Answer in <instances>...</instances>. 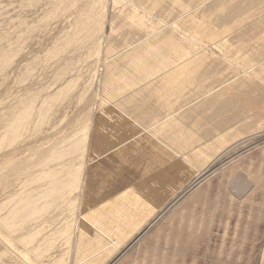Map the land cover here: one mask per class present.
Returning <instances> with one entry per match:
<instances>
[{
    "label": "rangeland",
    "instance_id": "1",
    "mask_svg": "<svg viewBox=\"0 0 264 264\" xmlns=\"http://www.w3.org/2000/svg\"><path fill=\"white\" fill-rule=\"evenodd\" d=\"M108 1L112 3L115 0ZM128 2L125 1L119 12L111 17L110 13L102 16L98 0H72V3L63 4L62 7L57 0H0V137H9L6 136L9 133L8 123L24 114L25 105L38 103L30 119L22 115L26 122L20 121L22 125L15 131L18 134L15 143L11 146L3 141L0 143V147H4L0 148V202L16 189V184L24 180V176L31 173V168L26 164L34 163L51 152L69 138L80 120L82 124L83 120L89 119L90 130L85 136L86 141L89 140L86 143L89 145L88 151L86 156L76 161L72 170L77 168L83 171L91 148L92 152H99L105 146L104 140L110 142L114 153L108 160L110 163L102 164L103 172L97 177V182L86 183V177L82 175L79 191L74 193L79 201L75 217L76 214H86L93 221L122 199L126 202L132 200L136 193H128L129 190L141 180V184L147 183L143 175L156 167L165 187L164 192L155 193L157 195L152 199L155 202L150 201L148 208H145L147 205L143 208L129 207L158 210L107 264H262L264 101L258 108L254 104L250 106L253 113L247 122L242 123L244 126L226 109L231 110V103L240 100L239 92L246 91L256 81L264 83V0H187V6L186 0ZM95 19L108 24L102 27L103 36L111 37L108 45L102 44L108 46L104 61L102 47L98 49L89 35L90 25ZM150 19L158 20L172 33L159 37V40L154 37V46L147 49L145 43L138 46L135 42L139 30L145 26L144 22ZM166 23L170 25L169 28ZM103 31L98 35L101 36ZM68 40L72 41L70 45L67 44ZM133 46L136 47L134 51ZM110 62L118 65V70L112 73L105 85L101 75ZM60 78L63 79L59 82ZM90 78H94L93 84ZM66 84L70 85L69 88L54 98L49 111L47 106L42 107L41 102L46 95L49 97ZM99 87H103L101 98H95ZM39 108L49 112L43 121ZM217 112L220 119L210 120ZM221 118L235 123V132L230 133L218 146L210 148L208 146L212 142H209L201 160L194 164L191 154L204 146L199 144L200 140L206 139L210 128ZM262 118L260 124L253 125L251 122ZM97 119L106 124L105 135L93 146L90 143L99 124ZM192 119L197 120L194 122ZM186 127L192 128L187 130ZM177 130L181 133L172 143L178 148L175 160L176 163L179 160L180 164L176 168L171 164L158 167V160L172 152L160 142ZM159 148L164 150L160 158L156 156L160 153ZM115 149H118L117 152ZM10 156L16 161L6 165L4 162ZM188 162L190 166L186 168ZM63 165L60 163L57 166L58 171ZM179 168L183 170L179 172ZM15 169L19 171L15 172ZM236 188L237 191H234ZM41 190L44 191L38 189L39 193ZM38 191L35 190L34 194H39ZM21 198L9 206L21 203ZM3 209H6L5 206ZM77 210L81 211L80 214ZM63 211H59L58 224H50L39 234L33 232V222L25 229L22 227L24 224L18 226L20 228L13 231L10 238L13 244L5 241V232L0 234V253L5 254L0 257V264H49L50 259H56L63 253L66 262L72 264L73 240L76 236L74 225L77 222L71 226L74 228L68 227L69 231H66V225L72 224L75 218L74 215L70 216L72 213ZM68 216V222H65ZM144 231L148 232L144 234ZM53 232L59 235L55 237L58 239L55 243L45 238L52 237ZM65 233L68 235L65 236ZM23 235L27 237L20 240L25 241L24 244L18 243ZM29 236L37 238L35 244L33 237L32 240ZM60 238L64 241H59ZM50 243L55 246H50ZM28 245L35 246V249L39 245V251H32ZM66 252H69L68 255Z\"/></svg>",
    "mask_w": 264,
    "mask_h": 264
},
{
    "label": "bare ground",
    "instance_id": "2",
    "mask_svg": "<svg viewBox=\"0 0 264 264\" xmlns=\"http://www.w3.org/2000/svg\"><path fill=\"white\" fill-rule=\"evenodd\" d=\"M58 1V5L62 7L63 4L66 3H72V0H57ZM76 1V0H75ZM78 1V0H77ZM125 1H129L128 3H131L132 0H115L112 3H109L108 0H98V7L101 8L102 10V16H107L106 14H109L111 17L115 16L122 5H124ZM190 1V0H189ZM196 1V0H195ZM242 1V0H241ZM168 2V1H167ZM224 2V0H223ZM232 2V1H231ZM240 2V0H239ZM254 2V0H253ZM137 3V2H136ZM189 2H185V6H187ZM74 4V3H73ZM132 4V3H131ZM161 4V3H160ZM183 4V3H182ZM225 4V3H224ZM237 4V2H236ZM241 4V3H240ZM140 6V4H139ZM137 6V7H139ZM159 6V4H158ZM166 6V4H165ZM164 6V7H165ZM171 6V4H170ZM173 6V4H172ZM145 7V6H144ZM150 7V6H149ZM190 7V6H189ZM235 7V6H234ZM64 8V7H63ZM126 8V7H125ZM134 8H136L134 6ZM167 8V6H166ZM169 8V7H168ZM177 8V7H176ZM186 8V7H185ZM201 8V7H200ZM59 9V8H58ZM124 9V8H123ZM189 9V8H188ZM140 10V9H139ZM151 10V9H150ZM158 10V9H157ZM184 9H182L181 11H183ZM241 9H239L240 11ZM135 11V10H134ZM141 11V10H140ZM156 11V9H155ZM165 11V10H164ZM168 11V10H166ZM180 11V10H179ZM186 11V9H185ZM184 11V12H185ZM143 12V11H142ZM149 12V11H147ZM202 12V11H201ZM100 13V12H99ZM153 13V12H152ZM151 13V15H153ZM181 13V12H179ZM239 12H237L238 14ZM146 14V13H145ZM162 14V13H160ZM165 14V13H163ZM167 14V13H166ZM171 14V13H170ZM177 14V13H176ZM242 14V13H241ZM12 15V14H11ZM21 15V14H20ZM149 15V14H148ZM159 15V14H158ZM157 15V16H158ZM201 15V14H200ZM128 16V15H127ZM150 16V15H149ZM156 16V15H155ZM161 16V15H160ZM163 16V15H162ZM177 16V15H176ZM238 16V15H237ZM78 17V16H77ZM109 17V16H108ZM153 18V16H151ZM191 17V15H190ZM106 18V17H105ZM143 18V17H142ZM147 18V16H146ZM145 18V19H146ZM165 17H163L161 19V21L164 19ZM168 18V17H167ZM176 18V17H175ZM174 18V19H175ZM235 19V17H233ZM122 19V18H120ZM124 19V18H123ZM130 19V18H129ZM132 19V18H131ZM149 19V18H147ZM156 19V18H155ZM158 19V18H157ZM178 19V17H177ZM116 20V19H115ZM133 20V19H132ZM160 20V19H159ZM94 22L92 23V26L90 25L89 28V35L91 38H93V40L96 43V47L99 49L100 46L102 47V60H106L107 59V53H108V44L109 41L111 39L110 36H103L104 35V31H103V25H105L104 21H100L99 19H95L93 20ZM134 21V20H133ZM140 21V18H139ZM158 20H154V19H150L148 20V22H144L145 26L143 27L142 25V29L139 30V33L136 35V42L137 45H144V47H147V49H151L154 44L155 41L153 42L152 39L154 37H157L156 40L159 37H165L167 33H170L169 31L166 30V27L162 26V23L159 24ZM107 22V21H106ZM143 22V21H141ZM187 22H188V18H187ZM115 23V22H113ZM134 23V22H133ZM165 23V22H164ZM177 23V22H176ZM132 24V21H131ZM143 24V23H142ZM167 24V23H166ZM98 25H101V27H98ZM108 25V24H107ZM105 25V26H107ZM112 25V24H111ZM125 25V24H123ZM129 25V24H128ZM165 25V24H164ZM176 25V24H175ZM114 26V25H113ZM134 26V24H133ZM168 26V24H167ZM170 26V25H169ZM168 26V28H169ZM136 28V27H135ZM141 28V27H140ZM172 28V27H170ZM177 28V27H176ZM85 29H87L85 27ZM105 29V28H104ZM111 29V28H110ZM173 29V28H172ZM123 30V29H122ZM179 30V29H178ZM102 35L99 36L98 34H100V32H102ZM118 31V28H117ZM126 32V31H125ZM124 32V33H125ZM180 32V31H179ZM116 33V32H115ZM127 33V32H126ZM172 33V32H171ZM133 34V33H132ZM111 35V34H110ZM122 35H126V34H122ZM129 35V34H127ZM170 35V34H168ZM178 35V34H177ZM7 36V35H6ZM179 36V35H178ZM177 36V37H178ZM113 37V36H112ZM128 37V36H127ZM72 38V36L70 37ZM117 38V37H116ZM120 38V36H119ZM161 39V38H159ZM158 39V40H159ZM125 40V39H124ZM112 41V40H111ZM118 41V40H117ZM127 41V40H126ZM180 41V40H179ZM72 41L68 40L67 44L70 45ZM174 42V40H173ZM176 42V41H175ZM235 42V41H234ZM131 43V42H130ZM102 44H107L105 46H102ZM112 45V44H111ZM125 45V44H124ZM130 45V44H129ZM135 45V46H137ZM128 46V45H127ZM135 46H133V51L136 48ZM137 46V48H138ZM141 48V47H140ZM120 49V48H119ZM124 49V48H123ZM122 49V50H123ZM137 50V49H136ZM140 50V49H139ZM130 51V49H129ZM144 51V49L142 50ZM100 52V51H99ZM118 53V52H117ZM129 53V52H128ZM131 53V51H130ZM143 53V52H142ZM141 53V54H142ZM137 54V53H136ZM139 54V53H138ZM125 55V54H124ZM130 55V54H129ZM166 55V54H164ZM128 56V55H127ZM131 56V55H130ZM168 56V55H167ZM134 57V56H133ZM133 57L131 59H133ZM165 57V56H164ZM96 58V57H95ZM98 59V58H97ZM100 59V58H99ZM119 60V59H118ZM101 61V60H100ZM131 61V60H130ZM118 62V61H117ZM129 62V61H128ZM130 64V63H128ZM120 66V64H119ZM63 69V68H62ZM122 69V68H121ZM118 70V65H114L113 63H108L106 64V68L103 69V73L101 75V80L103 82V84H107V82L109 81V79L111 78V75L113 72H117ZM141 70V69H140ZM63 71V70H62ZM61 71V72H62ZM66 72V71H64ZM97 72V71H96ZM89 73V72H88ZM66 75V73H64ZM64 75V76H65ZM115 76V75H114ZM118 76V75H117ZM62 77V76H61ZM93 77V76H92ZM95 77V74H94ZM63 79V78H62ZM61 78L58 80L59 82L62 80ZM91 79V78H90ZM89 79V80H90ZM94 79V78H93ZM93 79H91L92 84H93ZM98 79V78H97ZM100 79V77H99ZM73 81V80H72ZM90 81V82H91ZM100 81V80H99ZM111 81V80H110ZM89 82V83H90ZM70 84V83H69ZM91 85V84H90ZM70 86V85H69ZM68 84L66 85H62L60 86V89H58V91H56L54 94L49 95V97H44V99L42 100V107L47 106V110L48 107L51 106L52 101L54 100V98L57 95L63 94L65 92L66 89L69 88ZM247 86V85H246ZM87 88V89H86ZM85 89L89 91V88L86 87ZM102 88L103 87H99L98 88V93H95V98L96 96H99L97 98H101V93H102ZM241 91V90H240ZM237 92V91H236ZM249 92V94H248ZM240 95L238 96V98H240L239 101H233V103H231V110H228V113L230 115H235V117L237 118V122H247V119L249 117V115L251 116V111H250V106L252 104L257 105V108L259 107V104L262 103L264 101V83L260 82V81H256L254 82L252 85L249 86V88L246 91H242L239 92ZM248 94V95H247ZM84 95V94H83ZM86 95V94H85ZM58 97V96H57ZM26 98V97H25ZM29 99V98H28ZM111 99V98H110ZM118 99V98H117ZM126 99H124L125 101ZM129 100V99H128ZM237 100V99H236ZM55 101V100H54ZM124 101L122 103H124ZM127 101V100H126ZM35 103V102H34ZM131 103V102H130ZM38 104V103H37ZM36 104V105H37ZM105 104V103H104ZM119 104V103H116ZM36 105L33 104H27L23 107V112L26 117L33 115L34 111L36 110ZM95 105V104H94ZM123 105V104H122ZM126 105V103L124 104ZM253 105V106H254ZM114 106V105H112ZM158 106V105H157ZM40 107V108H42ZM121 107V105H120ZM39 108V109H40ZM221 108V107H220ZM14 109V108H13ZM97 109V108H96ZM109 109V108H108ZM95 110V109H94ZM105 110V109H104ZM159 110V109H158ZM224 110V108H223ZM14 111V110H13ZM18 111V110H17ZM49 111V110H48ZM222 111V110H221ZM19 112V111H18ZM89 112V111H88ZM87 112V113H88ZM49 112H47L44 109H40L39 110V115L41 116L40 118L42 119V121L44 120V118H46V115H48ZM130 113V112H129ZM133 113V112H131ZM221 113V112H220ZM38 114V112H37ZM96 114V112H95ZM219 112H217L216 114H214L210 120H212L213 118H217L219 115ZM226 114V113H224ZM223 114V115H224ZM20 115L19 117L16 116V118L13 121H10L8 124L9 126V133L6 136H9L8 138H2L0 137V143L1 141H3L4 143L13 145V143H15L14 141H16L17 139V132L16 129L19 128V126H21V122L23 120V117L25 118V116ZM94 115V113L92 114V116ZM126 115V114H125ZM95 116V115H94ZM93 116V117H94ZM100 116V115H99ZM117 116V115H116ZM39 117V116H38ZM197 117V116H196ZM195 117V118H196ZM113 118V117H112ZM118 118V117H117ZM194 118V119H195ZM199 118V117H198ZM197 118V119H198ZM231 118V117H230ZM27 119V121H28ZM85 119V118H84ZM91 119V118H90ZM109 119V118H108ZM194 119H192L194 121ZM196 119V120H197ZM220 119V118H217ZM222 119V118H221ZM95 120V119H94ZM107 120V119H106ZM196 120L194 122H196ZM208 120V119H207ZM206 120V121H207ZM236 120V119H235ZM262 119H253L251 122L252 124L256 125V123L260 124L262 122ZM21 121V122H20ZM25 121V119L23 120V122ZM81 121V120H80ZM79 121V122H80ZM100 120L97 119V123H99L96 128L94 129V133H93V141L92 143H90L91 145H93L94 143L96 144L98 140H100L102 138L103 135H105L104 131H105V125L102 122H99ZM105 121V120H103ZM115 121V120H114ZM142 121V120H141ZM191 121V120H190ZM26 122V121H25ZM24 122V123H25ZM78 122L77 124V128L72 132V134L69 135V138L63 140L59 145L55 146L53 148V150L47 154H44L41 158L37 159V161H35L34 163L31 164H26L27 167L31 168V173L29 175L24 176V180L20 181V183L16 184V189H14L13 191L7 192L10 193L8 194L5 199H3L0 202V234H4L5 232V241H7L10 244L13 239H10L11 236L13 235V231H16L17 229H19L22 225L23 229L26 228V225L28 226L29 223L32 224L33 222V232L39 234L43 229H45L46 227H48L50 224L56 225L58 224L59 221V216L58 214L59 211L64 210L63 212H66V214L72 213L70 216L73 217L75 212V209L77 207V203L79 202L75 196L74 193L78 192V186H79V180L81 179V177L83 178L82 175H84V177H86V183L88 182L89 184H94L95 182H97L96 180L97 177L99 176V174H101L103 171V165L108 162L109 158L111 157V155L114 153V148L110 145V142L104 140L103 142L105 143V146L99 151H93L92 152V148H91V152L89 153L90 155L87 154L88 160L86 163V168L82 170H78L77 168L74 169L75 165H76V161L82 159V157L86 156V153L88 151L87 147L89 145H87L86 143L89 142L86 141L85 136H88V129L90 130V120H83L82 124H80ZM95 122V121H94ZM213 122V121H212ZM211 122V123H212ZM250 122V123H251ZM210 123V122H209ZM112 124V123H110ZM191 124V122H190ZM194 123L191 124V126ZM213 124V123H212ZM240 124V125H241ZM239 125V124H238ZM243 125V124H242ZM246 125V124H245ZM94 126V123H93ZM152 126V125H151ZM194 126V125H193ZM206 126V125H205ZM208 126V125H207ZM244 126V125H243ZM109 127V126H108ZM237 127V125H236ZM235 123H231L229 122V120L226 119H222L220 121H217V124L213 125L208 134L206 139L204 140H200L199 144L200 145H204L203 147H198V149H196L195 151H193V154H191L190 158H194V164H196V162H199L202 158V155H204V152L207 150V147H205L207 144H209V142H212V144L208 147L211 148V146H218V144L225 140L226 137H228L230 135V133H234L235 131ZM250 127V124H249ZM94 128V127H93ZM113 128V127H112ZM190 129L192 127H189ZM186 129L190 130V129ZM242 128V126H241ZM185 129V131L187 132V130ZM202 129V128H201ZM6 130V131H7ZM205 130V129H204ZM241 130V129H240ZM149 131V130H148ZM203 132V131H201ZM181 131L177 130L175 132H173L170 136L166 137L164 140H162L160 143H162V145L164 144V146H160L163 147L165 149H171L172 152L170 155H168L167 157L158 160L157 164H159L158 167H162L165 166L164 164L168 165L171 164L172 166H175V168L180 164L179 160H177L178 162L176 163V158H177V150L178 148L176 146L173 145V140L175 138H177L180 135ZM4 134V133H3ZM142 134V133H141ZM192 134V133H191ZM198 135V134H197ZM15 136V138H13ZM85 138H82V137ZM206 136V135H205ZM123 137V136H122ZM233 137V135H232ZM90 138V137H89ZM196 138V137H195ZM194 138V140H196ZM129 139V138H128ZM178 139V138H177ZM193 139V138H192ZM121 139H119L120 141ZM86 141V142H85ZM116 141V140H115ZM130 141V140H129ZM127 142V141H126ZM198 142V141H197ZM17 143V142H16ZM172 143V144H171ZM181 143V141L179 142ZM191 143V142H190ZM230 143V142H229ZM116 144V143H115ZM227 144V142H226ZM2 145V144H0ZM172 145V146H171ZM94 146V145H93ZM116 146V145H115ZM223 146V145H222ZM226 146V145H225ZM3 147V146H1ZM0 147V148H1ZM4 148V147H3ZM119 148V147H118ZM224 148V147H222ZM126 149V148H125ZM124 149V150H125ZM160 150L157 153L156 156L159 157V155L163 154L164 150H161L162 148H159ZM116 150V149H115ZM118 150V149H117ZM116 150V152H117ZM181 150V149H180ZM156 152V151H155ZM182 153V151H179ZM207 153V152H206ZM122 154V153H121ZM165 154V153H164ZM186 154V153H185ZM120 155V154H119ZM184 155V154H183ZM119 157V156H118ZM212 157V156H211ZM160 158V157H159ZM211 160V159H210ZM14 161H16V158L14 157H9L7 162H4L6 165H10L11 163H13ZM154 161V160H153ZM157 161V159H156ZM169 163H166V162ZM192 161V159H191ZM207 161V160H206ZM63 163L64 165L62 166V169L58 171L57 166ZM83 163V162H82ZM110 163V162H108ZM134 163V162H133ZM132 163V164H133ZM152 163V162H151ZM176 163V164H175ZM190 162H188V164L186 163V168L188 166H190L189 164ZM211 163V162H210ZM85 164V163H84ZM156 164V165H157ZM207 164V163H206ZM128 165V164H127ZM203 165V164H202ZM109 165H107L108 167ZM184 166V165H183ZM206 166V165H205ZM208 166V165H207ZM85 167V166H84ZM113 167V166H112ZM117 167V166H116ZM195 167V166H194ZM79 168V167H78ZM106 168V167H105ZM119 168V167H118ZM154 168V167H152ZM157 168V167H156ZM156 168L154 170H150L148 172H146L143 175V178L145 177V181L147 183L145 184H141L143 181L141 180L140 183L138 184H134L133 187L129 190L128 193H131L132 191L134 193H136L133 197L132 200L129 201H123V199L120 202H117L112 209H109L107 211H103L101 212L99 215L96 216V218L93 221L89 220V216L88 215H77L76 217L74 215V221L72 224H67L66 225V231L68 229V227H71L75 222L76 225V236H75V240H73V251H72V260L71 263L72 264H107V262L109 261V259L114 256L117 252H119L123 247H126L128 244V242L130 241L129 239H131L132 237H134L135 233L144 225L148 222V219L150 218V216L153 217L154 215V211H157L158 209H129L130 206H141L142 208H148L149 205L148 203L150 201L155 202L154 199L156 197L157 194H155L156 192H164L165 187H164V183H161V180L159 179V173L160 171L156 170ZM204 168V167H202ZM206 168V167H205ZM204 170H207V168ZM168 169V168H167ZM194 169V168H193ZM34 170V171H33ZM163 170V169H162ZM183 169L179 168V172H181ZM199 170V168H198ZM18 169H15V172H18ZM189 171V170H188ZM192 171V169L190 170ZM195 171H197V169H195ZM202 172V170H201ZM166 173V172H165ZM187 173V172H186ZM191 173V172H188ZM187 173V174H188ZM198 173V171H197ZM206 173V172H205ZM192 174V173H191ZM202 173H200L201 175ZM102 175V174H101ZM168 175V174H167ZM172 175V174H171ZM186 175V174H185ZM195 176V174H193ZM199 175V174H198ZM163 176V174H162ZM189 176V175H188ZM197 177V176H196ZM147 178V180H146ZM170 178V177H169ZM178 179V178H176ZM182 179V178H181ZM200 179V178H198ZM197 179V180H198ZM191 180V179H190ZM196 180V181H197ZM123 181V180H122ZM164 181V180H162ZM169 181V180H167ZM110 182V181H109ZM10 181L8 182L9 185ZM103 183V182H102ZM188 183V182H187ZM234 184V182H232ZM109 185V184H108ZM34 186H36L37 188H34ZM95 186V185H94ZM101 186V185H100ZM131 186V185H130ZM185 186V185H184ZM239 186V185H238ZM21 187V188H20ZM87 187V186H85ZM91 187V186H90ZM98 187V186H97ZM111 187V186H110ZM235 187V186H234ZM44 189V191L40 192L38 191V189ZM168 188V187H167ZM238 188V187H237ZM236 190L234 191H237ZM244 188V187H243ZM243 188H241L243 190ZM182 189V187H181ZM179 189V190H181ZM245 189V188H244ZM38 191L39 194L35 195L34 191ZM87 190V189H86ZM93 190V189H92ZM187 190V189H186ZM104 191V190H103ZM109 191V190H108ZM107 190L105 192H108ZM241 191V190H239ZM25 192V195L23 194ZM83 193L85 191H82ZM92 192V191H91ZM90 192V193H91ZM94 192V191H93ZM180 192V191H178ZM177 192V193H178ZM248 192V191H247ZM246 192V193H247ZM133 193V194H134ZM177 193H175L177 195ZM238 193V192H237ZM244 193V192H243ZM101 194V193H100ZM23 195L25 196V198H23ZM83 195V194H82ZM88 195V194H87ZM97 195V194H96ZM180 195V194H179ZM243 195V194H242ZM22 196L23 201L21 203L18 202V204L14 207L9 206V204H14L16 202L14 201H18L19 197ZM129 196V195H127ZM173 196V195H172ZM181 196V195H180ZM98 197V196H97ZM100 197V196H99ZM21 198V200H22ZM84 198V197H83ZM127 198V197H126ZM166 198V197H165ZM171 198V197H170ZM46 199V201H45ZM125 199V198H124ZM164 199V198H163ZM43 200V202H42ZM85 200V199H84ZM87 200V199H86ZM169 200V199H168ZM45 201V203H44ZM83 200H81L82 202ZM167 203V202H166ZM83 204V202L81 203V205ZM80 205V206H81ZM156 205V204H155ZM158 205V204H157ZM164 205V204H163ZM5 206L6 209H3ZM8 206L10 207L9 209ZM151 206V205H150ZM112 207V206H111ZM244 207V206H243ZM138 208V207H137ZM79 210V208H77ZM83 209V208H82ZM89 209V208H88ZM77 210V211H78ZM105 210V209H104ZM97 211V210H95ZM94 211V212H95ZM79 212V211H78ZM77 212V213H78ZM81 212V211H80ZM79 212V214H80ZM50 213V214H49ZM64 215V214H63ZM68 216L65 219V222H68V218L70 217ZM63 219V217H62ZM43 220V221H42ZM28 223V224H27ZM51 225V226H53ZM20 226V227H18ZM3 228L5 229V231H3ZM74 228V227H71ZM52 229V227H51ZM59 229V228H58ZM65 229V228H64ZM149 229V228H148ZM147 229V230H148ZM60 231V229H59ZM56 232V230H55ZM58 232V231H57ZM65 232V231H64ZM73 232V231H72ZM148 232V231H146ZM144 231V234L146 233ZM31 233V232H30ZM71 233V232H70ZM75 233V232H74ZM35 236H38V235ZM42 234V233H41ZM60 234V233H59ZM63 234V231L62 233ZM72 234V233H71ZM143 234V233H142ZM27 235V234H26ZM34 235V234H33ZM64 235V234H63ZM61 236V237H65L68 234L65 233V236ZM193 235V234H192ZM28 236V235H27ZM35 236H31L33 237V239H37ZM56 236H59L57 234H54L53 232V236L52 237H45L47 238L46 240H48V242L53 240V243H55L54 241L57 239L55 238ZM71 236V235H70ZM159 236V235H158ZM201 236V235H200ZM29 236V238H31ZM35 237V238H34ZM3 238V239H4ZM27 239V237L25 235L21 236L18 240L20 242H24L25 241H20L21 239ZM55 238V239H54ZM63 238L59 239L63 240ZM32 239V238H31ZM30 239V240H31ZM32 239V240H33ZM31 240V241H32ZM33 243L35 244L36 240ZM58 240V239H57ZM68 240V239H67ZM129 240V241H128ZM15 241V240H14ZM30 241V243H31ZM64 241V240H63ZM72 241V239H71ZM149 241V240H147ZM28 242V241H27ZM42 242V241H41ZM62 242V241H61ZM28 243V244H30ZM31 243V245L33 244ZM52 243V244H53ZM33 244V245H34ZM51 243L49 244L50 246L52 245ZM69 244V243H68ZM139 244V243H138ZM17 245V243H16ZM22 245V244H21ZM30 245V246H31ZM39 245L41 246V244L39 243ZM38 245V247H39ZM67 246V243L65 244ZM29 246V245H28ZM27 246V247H28ZM29 246V247H30ZM52 246H55L54 244ZM64 246V245H63ZM32 251H39L37 248L35 249V246H31ZM61 247V246H60ZM167 247V246H166ZM25 249V248H24ZM40 249V248H39ZM43 249V248H42ZM126 249H124L125 251ZM70 251V250H69ZM123 251V252H124ZM22 252V251H21ZM25 252V251H24ZM6 253V251H5ZM11 253V252H9ZM34 253V252H33ZM67 255L69 252H66ZM7 254V253H6ZM26 254V253H25ZM30 254V253H29ZM38 253H36L37 255ZM65 253H63L64 255ZM4 254V252L0 253V257H2ZM23 255V253H22ZM28 255V254H26ZM35 255V256H36ZM61 255L60 257L56 258V259H50V263L49 264H69V262H66V258ZM70 255V254H69ZM120 255V254H119ZM28 256H26L25 258H27ZM118 257H116L117 259ZM71 259V258H70ZM229 259V258H228ZM69 260V259H68ZM156 260V259H155ZM160 260V259H159ZM70 261V260H69ZM4 264V263H2ZM48 264V263H47ZM262 264H264V261L262 262Z\"/></svg>",
    "mask_w": 264,
    "mask_h": 264
}]
</instances>
